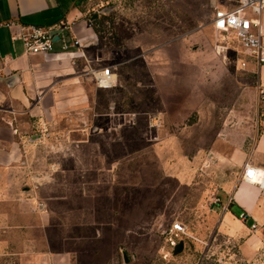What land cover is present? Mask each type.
<instances>
[{
    "label": "rangeland",
    "instance_id": "obj_1",
    "mask_svg": "<svg viewBox=\"0 0 264 264\" xmlns=\"http://www.w3.org/2000/svg\"><path fill=\"white\" fill-rule=\"evenodd\" d=\"M237 1L94 0L96 50H113L119 82L101 90L85 76L88 109L51 120L44 183L18 192L30 201L0 202L15 220L0 223V264H246L212 203L264 119L252 58L212 29Z\"/></svg>",
    "mask_w": 264,
    "mask_h": 264
},
{
    "label": "crops",
    "instance_id": "obj_2",
    "mask_svg": "<svg viewBox=\"0 0 264 264\" xmlns=\"http://www.w3.org/2000/svg\"><path fill=\"white\" fill-rule=\"evenodd\" d=\"M93 3L94 0H0V202L13 201L9 204L16 206V200L30 201L18 192L29 195L44 183L48 171L46 147L52 140L48 133L51 120L62 128L71 122L68 117L75 118L76 112L88 109L85 99L90 91L83 80L100 59L106 62L104 66L121 65L113 62L112 49L103 55L96 50L99 38L86 17ZM261 19L264 27V11ZM58 22L70 25L69 38L97 39L82 49L84 57L71 59L69 54H58L63 59L45 61L39 54L25 53L22 41L14 37L20 26ZM55 51H60L58 42ZM248 69H256L258 85L264 93V64L258 65L252 58ZM114 74L113 86L119 82ZM78 123L79 128L89 126L87 120ZM257 133L248 151L240 155L239 176L223 193L225 201L217 196L218 202H212L222 208L218 228L236 241L238 257L246 264H264V186L241 180L244 164L264 171V119ZM56 135L59 136L58 129ZM84 139L78 135V143H85ZM12 222L14 218L0 214V223ZM253 224L255 229L251 228ZM4 228L0 227V232L6 231ZM2 243L4 240H0V248Z\"/></svg>",
    "mask_w": 264,
    "mask_h": 264
},
{
    "label": "built area",
    "instance_id": "obj_3",
    "mask_svg": "<svg viewBox=\"0 0 264 264\" xmlns=\"http://www.w3.org/2000/svg\"><path fill=\"white\" fill-rule=\"evenodd\" d=\"M232 9L220 8L214 12L212 18V29L222 36L233 34L246 54L252 57L258 65L264 64V27L262 23V12L264 11V0H239ZM11 27L12 23L6 24ZM70 25L64 22L54 23L47 26H20V31L14 37L22 41L23 48L27 54H39L45 61L63 59L58 54H69L71 59L84 57L83 48L94 43L96 38H75L70 35ZM57 37L56 40L54 38ZM69 38V39H68ZM60 44V51H55V44ZM72 49V50H71ZM61 57V58H60ZM245 62L241 63L242 67ZM98 88L109 89L114 85L115 75L112 66H97L86 73ZM241 180L260 187L264 186V171L244 164V173ZM214 203L218 198H214ZM241 219L245 215L241 213ZM256 225H251L255 229ZM175 233H184L185 228L181 222L172 225Z\"/></svg>",
    "mask_w": 264,
    "mask_h": 264
},
{
    "label": "water",
    "instance_id": "obj_4",
    "mask_svg": "<svg viewBox=\"0 0 264 264\" xmlns=\"http://www.w3.org/2000/svg\"><path fill=\"white\" fill-rule=\"evenodd\" d=\"M56 39H57V37L54 38V40H56ZM182 248H183V242L180 241L177 244H174L173 248H172V254L173 255L178 254L179 252H181Z\"/></svg>",
    "mask_w": 264,
    "mask_h": 264
}]
</instances>
